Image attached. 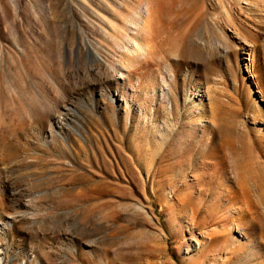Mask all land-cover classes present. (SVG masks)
I'll use <instances>...</instances> for the list:
<instances>
[{
  "label": "rangeland",
  "instance_id": "obj_1",
  "mask_svg": "<svg viewBox=\"0 0 264 264\" xmlns=\"http://www.w3.org/2000/svg\"><path fill=\"white\" fill-rule=\"evenodd\" d=\"M0 264H264V0H0Z\"/></svg>",
  "mask_w": 264,
  "mask_h": 264
},
{
  "label": "bare ground",
  "instance_id": "obj_2",
  "mask_svg": "<svg viewBox=\"0 0 264 264\" xmlns=\"http://www.w3.org/2000/svg\"><path fill=\"white\" fill-rule=\"evenodd\" d=\"M89 54L91 55V56H93L94 58L96 57V54L95 53H93V51L89 48Z\"/></svg>",
  "mask_w": 264,
  "mask_h": 264
}]
</instances>
